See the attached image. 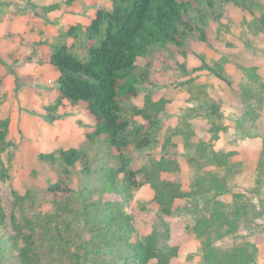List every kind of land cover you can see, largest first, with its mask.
<instances>
[{
	"label": "trees",
	"instance_id": "16d2710c",
	"mask_svg": "<svg viewBox=\"0 0 264 264\" xmlns=\"http://www.w3.org/2000/svg\"><path fill=\"white\" fill-rule=\"evenodd\" d=\"M73 1L66 0L62 4L70 6ZM110 1L112 9L98 11L85 30L78 24L63 32L48 59L60 73L58 100L51 108L53 112L63 101H68L82 105L87 117L96 124V130L87 134V148H69L44 157L62 174L70 175L75 171L84 179L81 197L85 210H76L62 201V197L75 194L69 185L52 184L49 193L54 199L55 213H48L44 222L31 227L30 235H24L22 243L17 237L5 236L4 211L0 208V264H61L64 260L78 264H171L180 250L169 244V223L160 220L161 227L139 237L122 203L130 199L131 192L144 185H149L153 191L151 205L162 216H172L177 201H192L191 229L201 241L203 264H260L259 248L249 240L230 249L217 245L244 230L254 231L247 196L232 192L227 177L214 173L197 175L190 191L184 190L178 182L163 179L164 174L180 171L177 158L167 155L173 143L168 139L160 145L161 115L166 102H154L148 96L144 108L130 103L140 96V86L145 79L139 72L140 60L168 45L186 52L190 51L191 41L209 44L211 21L219 23V30L228 29L222 18L233 8L252 15L251 32L264 39V6L260 0ZM56 9L50 6L46 12ZM66 38L80 42L83 49L80 51L77 44L68 45ZM198 58L201 63L193 67L191 73L208 71L231 85L225 76L226 60L212 66L203 56ZM181 69L188 72L185 65ZM23 84L17 79V88ZM244 94L247 100L256 97L249 89H245ZM258 101L263 103L260 97ZM210 109L213 115L220 116L218 105ZM9 126V120L0 117V165L1 155L12 146L7 139ZM222 129L225 128H212L209 141L193 131L178 129L174 135L185 136L189 141L198 139L196 150L204 163L225 166L231 172L234 169L230 164L231 153H218L211 147L210 155L205 154ZM103 148L105 156L100 152ZM159 148L162 150L159 159L154 158L138 169L132 167L135 151L155 152ZM196 163L201 165L197 160ZM259 172L264 174V141ZM3 175L0 170V177L4 179ZM88 178L94 180L93 185L86 180ZM99 186L105 192H117L124 200L105 198L104 194H98ZM229 193L234 202L226 205L221 198ZM82 215L85 220H78Z\"/></svg>",
	"mask_w": 264,
	"mask_h": 264
},
{
	"label": "rangeland",
	"instance_id": "374dc122",
	"mask_svg": "<svg viewBox=\"0 0 264 264\" xmlns=\"http://www.w3.org/2000/svg\"><path fill=\"white\" fill-rule=\"evenodd\" d=\"M259 2L264 6V0ZM50 6L57 9L47 13ZM70 9L83 11L82 26L87 28L98 11H110L112 4L110 0H74L70 6H63L59 0H0V117L10 122L7 139L12 144L1 155L0 170L5 178L0 177V208L4 211L5 236L17 237L22 243L24 235H30L31 227L44 222L48 213H55L54 199L49 193L52 184L64 182L75 190V194L62 197L65 204L81 211L85 205L81 197L84 179L75 171L62 174L56 165L44 159L60 150L87 148V134L96 130L95 122L87 117L82 105L63 101L56 111L51 109L57 105L59 76L48 59L55 43L61 41V34L67 32L55 21L61 18V11ZM252 18L233 8L222 18L228 29L219 30V23L211 21L209 44L191 41L190 51L186 52L168 45L140 60L139 72L145 79L140 96L130 105L144 108L148 96L154 102H166L161 115L160 145L168 139L173 143L167 155L177 158L180 171L164 174L163 179L178 182L190 191L197 175L214 173L227 177L232 192L247 196L254 231L244 230L217 245L230 249L249 240L259 248L260 264H264V174L259 172L264 141V39L251 32ZM51 26L59 32L56 37ZM52 37L54 42H50ZM66 41L68 45L77 44L80 51L83 49L78 41ZM198 56L212 66L226 60L225 76L231 85L208 71L191 73L201 63ZM183 65L187 73L182 71ZM17 79L24 82L21 88L16 87ZM245 89L256 97L247 100ZM214 104L219 106L220 116L212 114L210 108ZM53 117L57 119L50 121ZM217 127L225 129L217 140H212L205 154L210 155L211 147L218 153H231V172L225 166L204 163L196 150L198 139L189 141L185 136L174 135L178 129L193 131L209 141L210 130ZM100 152L106 155L104 148ZM161 156V148L155 152L135 151L131 165L138 169ZM86 180L93 185L92 178ZM97 188L101 189L98 194L109 200H124L117 192ZM130 196L122 203L139 237L161 227L160 220H165L170 225L169 244L180 250L171 264H203L201 241L191 229V200L177 201L174 214L166 217L151 205L154 193L149 185ZM221 200L226 205L234 202L232 193ZM83 217L77 219L85 220ZM61 264L78 263L64 260Z\"/></svg>",
	"mask_w": 264,
	"mask_h": 264
},
{
	"label": "crops",
	"instance_id": "0c3cea01",
	"mask_svg": "<svg viewBox=\"0 0 264 264\" xmlns=\"http://www.w3.org/2000/svg\"><path fill=\"white\" fill-rule=\"evenodd\" d=\"M59 1L61 3H63L66 0H59ZM60 17L61 18L58 19V20H56L55 23L58 21L59 22L58 25H60V27L61 26H64V29H62V30H65V31H68V29L70 27L75 26V25H78V24L82 26L84 24V19H85L84 14H83V11H80L79 12V10L74 11L72 9H70L68 11H61ZM83 28L85 30V27L84 26H83ZM50 30L52 31L53 34H55L54 37H56L58 35V33H59L58 30H56L54 26H51L50 27ZM54 41H55V38L52 37V39H51L50 42H54ZM58 43H55V45L58 44ZM50 67L52 69H54L51 65H50ZM55 71H57V70H55ZM57 73H58V76H60V73L58 71H57Z\"/></svg>",
	"mask_w": 264,
	"mask_h": 264
}]
</instances>
